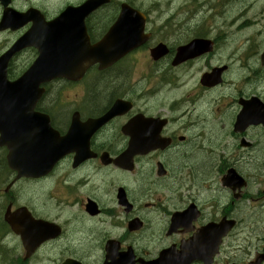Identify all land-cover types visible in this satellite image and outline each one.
Returning <instances> with one entry per match:
<instances>
[{"label": "flooded vegetation", "instance_id": "obj_1", "mask_svg": "<svg viewBox=\"0 0 264 264\" xmlns=\"http://www.w3.org/2000/svg\"><path fill=\"white\" fill-rule=\"evenodd\" d=\"M84 1L86 0H77L73 3L81 5ZM137 1L139 0H111L87 15L85 26L91 43L98 41L113 26L122 3L127 2L141 8ZM229 1L225 11L231 10V5L237 6L236 10L244 5L243 0ZM20 2L23 0H13L10 6L23 14L32 8H38L46 20L51 19L46 8L29 6L30 4L23 7ZM204 3L215 4V0H205ZM67 5L68 3L59 10L63 11ZM189 9L193 10L191 7ZM3 13L4 7L0 3V21ZM56 13L55 11L54 15ZM186 13L188 14L179 19L180 21L176 16L170 15L171 21H176L172 26L165 18L162 23L152 11L144 12L145 34L148 35L144 44L110 67L100 69L99 64H94L89 67L83 78L74 82L66 81L61 86L63 91L73 89L74 92L47 91L39 99L34 111L49 115L52 125L60 135H66L70 131L73 119L77 117L78 123L74 127L76 142L80 147H86L88 143L89 149L79 153L88 157L82 159L78 165L75 163L77 152L68 153L59 162L60 165L69 159L72 171L66 175L70 176L69 183L63 187L62 193L70 196L72 200H65L64 203L77 204L59 207L56 215L49 213L44 216H39L29 206L35 217L58 224L60 233L45 241L31 258L26 259L23 256L20 262L17 245L13 248L14 253L5 255L0 244V264H31L41 250L47 251L57 244L56 257L60 255L62 259H55V264H65L68 259L90 264L85 257L81 259L76 255L77 249L59 246L73 225L69 214L75 216L73 221H76V225L83 223L81 228L86 230V238H90L94 233L101 234L98 235L101 238L98 245L92 247V250L100 252V264H175V253L193 254L201 250L203 253L209 252L211 239L207 226L218 223L222 218H226L227 214L224 210L221 215L208 212L203 202L189 194L188 181L190 176L195 174L192 171L185 172L186 168L182 165L190 162V158L197 161L196 163H203V155L211 149L213 136H221L222 131L231 132L236 140V148L245 150L241 157H238V161L246 157H256L258 159L255 161L264 165V127L248 126L242 133L234 131L236 115L240 109L239 99L248 98L253 94L244 93L243 88L247 81L246 90L261 89L263 93H254L264 100V66L258 69L248 67L249 74L243 80L236 79V83L230 84L227 77L234 72V65L237 63L234 53L227 61V55L220 50V35L211 36L210 32L202 35L203 32L196 28L200 23L192 22L195 14L192 13L194 16L190 17L189 12ZM187 16L189 19H186ZM216 16H219V13ZM181 20L185 21L184 23H192L191 27L183 31L184 24ZM32 24V21H28L17 29L0 30V36L4 34L2 37L7 41L3 45L2 37L0 38V58ZM182 35H186L181 39L184 43L195 37L212 38L213 52L204 53L196 59H188L179 64L180 66L174 67L177 66L173 63L176 49L180 45L177 38ZM161 42L168 45V53L155 60L151 51ZM38 56L39 51L34 46L17 51L8 63L9 79L19 77L34 64ZM257 63V58L252 60V65L257 66ZM163 64L166 65L162 66ZM205 64H208L206 70L197 67ZM224 64L227 69L222 75L220 85L206 87L200 82L199 76L201 78L204 72L213 66ZM186 67L189 69L186 70ZM18 70L21 72L16 74ZM252 72L258 76L250 77ZM109 80H113V85ZM102 88L105 92L101 91ZM224 92H227L228 96L224 97ZM230 103L228 110L227 105ZM1 138L0 133V140ZM244 139L247 140L245 145ZM155 144L158 147H154ZM143 145L151 146L152 149L133 155V171L117 167L113 162L105 164V160L109 158L116 159L122 154L130 156L133 148ZM8 153V147L0 145V176H16V172L8 166ZM113 172H116L117 176H113ZM53 175L55 172L47 176ZM82 190L88 191L89 194L78 198L77 192ZM9 198L13 210L20 206L15 205L14 190ZM193 205L197 208L190 211L186 220L175 229L172 225V214L186 213ZM11 235L14 240H18L16 233ZM226 240L227 238L223 239L213 264H246L251 260L229 261L225 251ZM162 255H165V260L159 261ZM257 255L258 253L254 257ZM51 260L48 262L52 263ZM190 264L206 263L196 259Z\"/></svg>", "mask_w": 264, "mask_h": 264}, {"label": "rangeland", "instance_id": "obj_2", "mask_svg": "<svg viewBox=\"0 0 264 264\" xmlns=\"http://www.w3.org/2000/svg\"><path fill=\"white\" fill-rule=\"evenodd\" d=\"M75 1L77 0H23V2H20V4L23 7H27V5L30 4L29 6L32 5L46 8L47 10H49V17H51L55 14V11H59V8H61L68 2ZM204 1L205 0H199V3L202 5V7L199 8L200 11H195L198 6H195L193 0H145L147 8H149L151 4H153L152 12L156 14L157 19L160 18L162 23H164L165 18L166 21L168 20V22L172 24V26H174L176 21H171L170 15L176 16L177 20L180 21L179 19L183 18L185 14H188L186 12H189L190 17H193L195 14L192 22L196 23L198 21L200 23V25L196 26L198 31H206V25H208L210 32L217 29L216 33L214 34L220 35L221 37V39L219 37V39L221 40L220 50H223L226 55H230L234 50H239V52L241 53L240 58L249 61L248 57L250 56V53H248L246 56L244 54V52L250 50V47L248 45H253L256 48H258V46L260 45H264V0H243L244 5L241 8L236 10L237 6L231 5V10L228 9L227 11H225L224 9L230 4L229 0H224L219 7L218 5L215 6V4L207 5L203 3ZM235 3L238 4V1H236ZM189 7L193 8V10H190ZM213 10L219 11L221 13L217 23L219 24L221 19L225 20V22L220 27L218 26L217 28L210 30V26L208 24L209 18L204 17L200 19L199 14L200 12H205V14L209 15V12ZM157 14L165 15L157 16ZM166 14H168V16ZM189 16H187L186 19H189ZM248 19L251 20L249 21ZM232 20L234 21L232 22ZM252 21H255V23ZM184 22H182L184 24L182 30L186 31V28L191 27L192 23L187 21L186 23ZM220 29H222L223 31ZM2 35L0 36V38L2 37ZM185 36L186 35H182L177 39H184ZM1 40L3 41V45L7 43V41H4V37H2ZM254 54L255 53H253L252 51L250 58L254 57ZM165 65L166 64H163L162 66ZM19 71L21 72V70H18L16 71V74H19ZM248 73V70L241 71V75L244 78L248 75ZM235 76L236 75H234L232 78L235 79ZM109 81L110 83L112 82L111 84L113 85V80ZM54 85L55 83L51 84V89L49 90V92L75 91L73 89H66L63 91V89H61V86L56 85L55 88H53ZM101 91L105 92L103 88L101 89ZM229 142L231 143V140ZM229 142L227 144H229ZM225 144L226 142H223L222 136L214 135L212 138L211 150L214 151L217 149L227 154L230 153L233 156L231 157L232 162L228 166L235 168L239 167L244 173L247 174L246 177L250 180V185L247 189L248 195L246 194L245 199L235 200L232 196V193L229 191L226 192L225 197L221 196L223 192L218 183V176H220L219 169L221 168L225 160L223 158L220 160L216 158L214 156V152L211 153L210 149L208 150V153L205 151L206 153L203 155L202 159L204 161L203 163H196L197 161L195 162L193 158H190L188 160L191 161L186 162L182 165V167L186 168L185 172L189 173L190 171H192L195 174L194 176H190V182H194L195 179L196 181L201 182L206 189L209 184L211 185L210 191L208 189L207 190L209 192L206 191L208 192V196L205 197V200H216L219 201L221 205H225L226 203L229 204L232 200L236 201V205H233V208H235L233 209L231 214L239 219L240 225L237 230V237L234 240V246H232L233 243H230L228 241V247L226 249L229 250V254L227 255V258L230 260H237V258L246 260L252 257L256 251L264 250V212H262L260 207L264 205V198H260L254 201L257 197H259L258 190L260 189L261 191L262 181H264V171L261 175L262 170L260 169L263 165L255 161V159H258L256 157H254L255 159L246 157L245 159H241L238 161V157H241L240 155H238V149L231 144H229V146L225 148ZM188 152L189 154H191V149H189ZM69 164V159L64 160L62 163H60V165L56 167L57 169H55L54 171L55 175L50 176L47 179L31 181L24 178L19 180L13 189L16 197V200H14L15 205H30V207L33 208L38 215L44 216L49 213H51L52 215H56V213L59 212V207H68L77 204L76 202L64 203L65 200H72V198L70 196H67V194L62 195V193L64 192L63 187H66V184L69 183L68 179L70 176L66 175L69 172H72ZM113 176H117L116 172H113ZM13 177L14 176H12V178ZM220 178H222V174ZM2 179H4L3 176ZM10 180H8L5 184H3L2 187H0V206H3V209L0 210V212L2 213V215L8 203H5V201L10 200L8 194L4 192L5 186L9 183ZM87 194H89V192L86 190L77 192L78 198L86 196ZM217 194L221 197L217 198ZM207 205L208 204L206 203V206ZM213 211L216 212L217 210ZM221 211L222 210H219L218 214H221ZM62 216H64V214H62ZM69 218L70 220L72 219L73 225L70 227L68 235L62 240L59 246L66 248L73 247V249L78 250L76 255L79 258L82 259L83 257H85L86 260H89L90 264H100V252L99 250H92V247L98 245V242L101 239L98 235L101 234L94 233V235L90 236V238H86V230H83L81 228V226H83V223H79L78 225H76V221H73V218H75V216H72L71 214H69ZM0 244L3 246L4 251L8 255L11 252L14 253V250L12 249L17 245L19 258H22L24 256L25 250L20 238H18V240H14V237L12 235L0 236ZM57 246L58 244L54 246L55 248H48L47 251L41 250L40 253L31 261V264H55V259L61 260L62 257L60 255L56 257ZM233 248H235V251L231 250ZM49 259H52V263L48 262Z\"/></svg>", "mask_w": 264, "mask_h": 264}, {"label": "water", "instance_id": "obj_3", "mask_svg": "<svg viewBox=\"0 0 264 264\" xmlns=\"http://www.w3.org/2000/svg\"><path fill=\"white\" fill-rule=\"evenodd\" d=\"M9 1L4 0V5L7 6ZM126 11L128 15L131 13L128 8ZM66 14L68 15L64 14L46 23L44 27H34L0 58V133L2 134L0 143L8 146V161L10 167L18 171V177L46 175L65 153L69 151L80 153L87 147L78 145L72 130L60 138L57 131L51 127L48 117L44 119V124L42 123L41 116L34 112V105L44 91L40 87L41 84L58 77L80 79L90 65L99 62L101 67H107L144 41L140 37L143 21L142 25L137 22L138 13L121 18L116 25L118 36L121 38L116 46L113 43V29L94 46L88 43L81 44V36H75V29L70 28L77 25L76 12L69 9ZM20 17L23 16L7 8L0 30L8 27L17 29L29 20ZM28 45H35L38 48L40 54L38 59L19 79L9 81L8 61L15 52ZM206 45L202 41H194L187 47L180 48L177 62L205 52L208 50ZM159 49L164 50L165 47L160 46ZM73 124L75 126V120ZM150 149L146 148L145 151ZM115 163L124 168L129 167L126 156L116 159ZM234 173L232 170L229 172V185L239 183L238 176ZM18 216L19 221H13L11 218L8 220L16 229L18 228L24 245L31 253L38 244L51 235L44 232L35 234L28 228L32 225H41L43 222L31 221L32 216L26 208H22ZM223 226L228 227L229 223H223Z\"/></svg>", "mask_w": 264, "mask_h": 264}, {"label": "bare ground", "instance_id": "obj_4", "mask_svg": "<svg viewBox=\"0 0 264 264\" xmlns=\"http://www.w3.org/2000/svg\"><path fill=\"white\" fill-rule=\"evenodd\" d=\"M249 21L251 20V19H248ZM252 22H254L255 23V21H252Z\"/></svg>", "mask_w": 264, "mask_h": 264}]
</instances>
